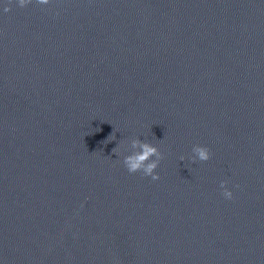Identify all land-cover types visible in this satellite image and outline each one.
I'll return each mask as SVG.
<instances>
[{"label": "water", "instance_id": "water-1", "mask_svg": "<svg viewBox=\"0 0 264 264\" xmlns=\"http://www.w3.org/2000/svg\"><path fill=\"white\" fill-rule=\"evenodd\" d=\"M5 3L0 264H264V0Z\"/></svg>", "mask_w": 264, "mask_h": 264}, {"label": "clouds", "instance_id": "clouds-1", "mask_svg": "<svg viewBox=\"0 0 264 264\" xmlns=\"http://www.w3.org/2000/svg\"><path fill=\"white\" fill-rule=\"evenodd\" d=\"M21 7L32 3L33 0H13ZM42 7L50 5L53 0H36ZM0 4H4L3 11H9L10 5L5 3V0H0ZM107 141L116 139L114 130L106 137ZM120 141L111 149L117 156H122V162L129 172L141 171L143 175L151 176L153 180L159 178V172L155 171L162 153L156 143L148 139H141L140 136H133L128 143L121 148ZM212 155L211 149L207 144L194 143L191 147V154L189 159L192 161H206ZM180 160H184V155L181 154ZM229 180L227 178L220 179L219 185L222 195L226 199L233 197V189L228 186Z\"/></svg>", "mask_w": 264, "mask_h": 264}]
</instances>
